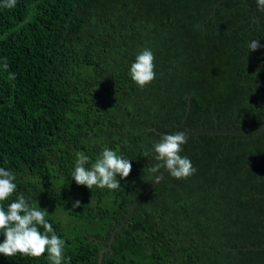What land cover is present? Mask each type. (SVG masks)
<instances>
[{"label": "trees", "instance_id": "16d2710c", "mask_svg": "<svg viewBox=\"0 0 264 264\" xmlns=\"http://www.w3.org/2000/svg\"><path fill=\"white\" fill-rule=\"evenodd\" d=\"M4 2L0 167L16 175L17 192L3 206L23 194L47 210L66 264H264V247L237 249L264 244V131L188 136L180 154L195 174L165 172L122 222L155 180L162 135L264 122L255 0ZM252 40L261 47L250 51ZM145 48L156 78L141 89L129 71ZM104 148L130 160V175L117 177L118 190L77 185L76 153L90 167ZM46 256L0 255V264H49Z\"/></svg>", "mask_w": 264, "mask_h": 264}, {"label": "clouds", "instance_id": "9594fccd", "mask_svg": "<svg viewBox=\"0 0 264 264\" xmlns=\"http://www.w3.org/2000/svg\"><path fill=\"white\" fill-rule=\"evenodd\" d=\"M17 0H5L3 7L14 8ZM258 11H264V0H255ZM261 45L258 40L249 42L250 51H255ZM155 56L150 49H143L135 57L130 66V77L141 89L146 88L156 78ZM3 67L9 66L5 62ZM10 79H15V73L9 74ZM187 143L185 132L162 135L159 142L153 145L154 158L158 163L149 168L159 181L163 173L170 174L176 179H187L195 174L196 168L186 156H181L183 145ZM148 155V153H145ZM89 157L83 152L76 153L75 168L72 172V179L77 185L86 186L88 189L97 187L100 189L118 190L120 179L127 178L132 170L129 159L118 155L116 151L104 148L101 155L87 167ZM16 175L0 167V234L3 235V242H0V255L13 257L19 254L23 257L40 259L45 257L49 264H66L70 258L65 257L66 242L56 235L55 230L46 219L47 210L37 209L28 203L23 194L7 204L17 192ZM81 202L76 200L73 208H79ZM39 226V227H38ZM43 228V232L40 231Z\"/></svg>", "mask_w": 264, "mask_h": 264}, {"label": "water", "instance_id": "95a60500", "mask_svg": "<svg viewBox=\"0 0 264 264\" xmlns=\"http://www.w3.org/2000/svg\"><path fill=\"white\" fill-rule=\"evenodd\" d=\"M256 5H254V9H256ZM256 11L253 12V14H255ZM264 131V122L263 123H258V124H254V125H250V126H246L243 128H219V127H199L197 129H190V128H186V136H192V135H198L200 133H211V134H229V135H236V136H243L246 138H250L252 136H255L259 133H262ZM162 176L161 178L164 176V170L162 169L161 171ZM160 181V179H159ZM156 179L151 183L150 186H148L146 188V191L138 198V200L136 202H134L132 204V206L130 207V209L128 210V212L126 213V217L124 218V220L122 222H124L129 215L131 214V212L133 211L135 205L139 204V202L142 200L143 197L147 196L150 192V190L159 182ZM122 223H120L119 225H116L115 230H118L120 228ZM111 237H113V232L111 234ZM264 244L261 246H246V247H242V246H237V249H249V248H263Z\"/></svg>", "mask_w": 264, "mask_h": 264}]
</instances>
